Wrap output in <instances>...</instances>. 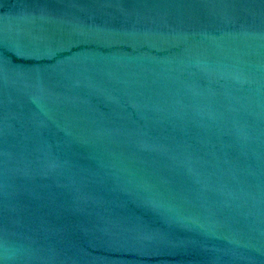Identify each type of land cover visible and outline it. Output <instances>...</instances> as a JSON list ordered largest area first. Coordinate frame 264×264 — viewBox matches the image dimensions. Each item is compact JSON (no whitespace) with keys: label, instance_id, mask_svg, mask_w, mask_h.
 <instances>
[{"label":"water","instance_id":"1","mask_svg":"<svg viewBox=\"0 0 264 264\" xmlns=\"http://www.w3.org/2000/svg\"><path fill=\"white\" fill-rule=\"evenodd\" d=\"M0 264H264V0H0Z\"/></svg>","mask_w":264,"mask_h":264}]
</instances>
